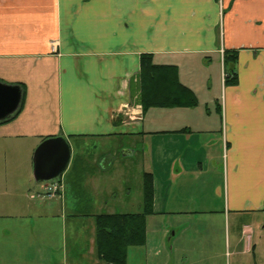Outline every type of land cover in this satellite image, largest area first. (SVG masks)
<instances>
[{
    "label": "crops",
    "instance_id": "1",
    "mask_svg": "<svg viewBox=\"0 0 264 264\" xmlns=\"http://www.w3.org/2000/svg\"><path fill=\"white\" fill-rule=\"evenodd\" d=\"M142 54L175 66L196 102L143 109ZM0 82L21 89L0 122V264H79L67 224L91 215L95 250L93 217L141 212L146 172L147 225L182 224L129 246L126 264L130 251L143 264H264V0H0ZM55 136L69 162L37 181L34 151Z\"/></svg>",
    "mask_w": 264,
    "mask_h": 264
},
{
    "label": "trees",
    "instance_id": "2",
    "mask_svg": "<svg viewBox=\"0 0 264 264\" xmlns=\"http://www.w3.org/2000/svg\"><path fill=\"white\" fill-rule=\"evenodd\" d=\"M228 52H224L225 63L235 59L234 53ZM235 82L236 72L227 71L225 83ZM139 85L143 109L153 106H185L196 102L192 92L178 81L175 66L154 64L149 54L141 55ZM149 214H153V180L152 174L146 172L141 212L101 213L94 217L95 250L103 264H126L127 248L145 242V216Z\"/></svg>",
    "mask_w": 264,
    "mask_h": 264
},
{
    "label": "water",
    "instance_id": "3",
    "mask_svg": "<svg viewBox=\"0 0 264 264\" xmlns=\"http://www.w3.org/2000/svg\"><path fill=\"white\" fill-rule=\"evenodd\" d=\"M21 89L18 85L0 82V122L11 117L19 108ZM70 159V148L63 136L43 140L33 155V176L35 180L56 178Z\"/></svg>",
    "mask_w": 264,
    "mask_h": 264
},
{
    "label": "rangeland",
    "instance_id": "4",
    "mask_svg": "<svg viewBox=\"0 0 264 264\" xmlns=\"http://www.w3.org/2000/svg\"><path fill=\"white\" fill-rule=\"evenodd\" d=\"M147 216L148 215L145 216V236L153 237L154 239L160 237L159 234H161V230H158L159 227L162 226L164 228L167 226H172V225L174 226V225L182 224L180 222H177L176 220L173 222V220H169V219L164 220L163 219L160 222H159V220L151 221L147 225V222H146ZM89 218H92L91 215H89V217H87V216L82 217L81 220H79V223H82V225L76 226L75 230L71 229L70 225L67 224V229H66L67 251H66V253L69 256L68 258H70V259L72 258L74 261L79 262V264H92V261H94L93 259H96L95 250L91 249V247H92L91 240H90V236H91V231H90V227H91L90 223L91 222L90 221H91V219H89ZM176 219H180V217H178ZM172 229H174V228L169 227V233L167 234L168 237H170L171 236L170 234H172V232L174 231ZM59 231H60L59 236H61L62 230L60 229ZM73 233H74V235H73ZM71 239L72 240L76 239L77 248L73 247L72 244L70 245ZM57 248L60 250H57ZM55 249L56 250H54V255L56 256L57 253L60 255L61 254V241L60 242L56 241ZM139 249H141V248H139ZM51 252H52V250H51ZM242 261H243V259L240 261L239 264H241ZM128 264H143V261L140 259V256L137 253L130 251L129 257H128ZM218 264H227L226 256H225V258H224V256L218 258Z\"/></svg>",
    "mask_w": 264,
    "mask_h": 264
},
{
    "label": "built area",
    "instance_id": "5",
    "mask_svg": "<svg viewBox=\"0 0 264 264\" xmlns=\"http://www.w3.org/2000/svg\"><path fill=\"white\" fill-rule=\"evenodd\" d=\"M59 188V183L55 182L51 185H47L46 190L47 191H56Z\"/></svg>",
    "mask_w": 264,
    "mask_h": 264
}]
</instances>
